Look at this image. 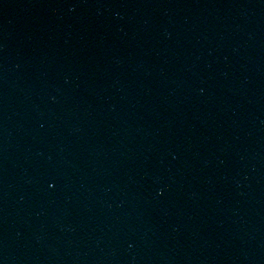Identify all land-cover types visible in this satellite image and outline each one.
<instances>
[{"label":"water","instance_id":"water-1","mask_svg":"<svg viewBox=\"0 0 264 264\" xmlns=\"http://www.w3.org/2000/svg\"><path fill=\"white\" fill-rule=\"evenodd\" d=\"M0 264H264V0H0Z\"/></svg>","mask_w":264,"mask_h":264}]
</instances>
